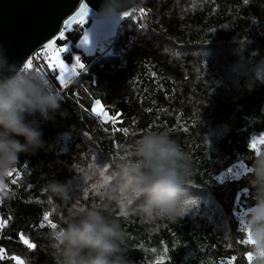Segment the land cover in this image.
<instances>
[{
  "label": "trees",
  "instance_id": "1",
  "mask_svg": "<svg viewBox=\"0 0 264 264\" xmlns=\"http://www.w3.org/2000/svg\"><path fill=\"white\" fill-rule=\"evenodd\" d=\"M88 24L82 18L56 40V46L69 47L63 59L71 61L76 53L84 65L65 84L42 58L32 55L22 69L42 73L63 99L47 119L29 117L37 122L44 146L20 153L0 181L5 190L0 264H56L50 234L68 208L111 197L91 193L76 201L69 194L65 202L45 185H64L74 164H84L85 154L88 162L90 152L110 164L117 156L130 159L134 141L146 131H166L189 153L187 190L211 196L219 210L212 219L183 215L149 223L131 207L123 211L117 201L122 210L113 211L127 235L128 264H264V252L253 250L251 235L242 231L255 203L249 168L254 155L264 151V77L217 85L211 78L222 76L221 64L204 55L208 48L238 44L243 54L264 64V0H142L117 38L99 43L94 56L75 48ZM239 163L244 170L229 173ZM51 198L55 210L49 209Z\"/></svg>",
  "mask_w": 264,
  "mask_h": 264
},
{
  "label": "clouds",
  "instance_id": "2",
  "mask_svg": "<svg viewBox=\"0 0 264 264\" xmlns=\"http://www.w3.org/2000/svg\"><path fill=\"white\" fill-rule=\"evenodd\" d=\"M118 16L132 6V0H117ZM62 96L42 73L22 71L0 46V181L18 163L20 153H34L44 146L34 117L47 119L60 106ZM23 138L21 141L19 138ZM131 158L120 163L119 183L110 202L69 207L62 225L52 232L56 264H128L126 232L113 208L126 194L123 211L135 209L149 223L174 220L186 213L192 197L186 182L191 175V157L166 132L146 131L134 141ZM249 185L254 189V205L244 217L253 250L264 252V151L254 155L249 168ZM53 195H63L64 185H45ZM258 264V262H257Z\"/></svg>",
  "mask_w": 264,
  "mask_h": 264
},
{
  "label": "water",
  "instance_id": "3",
  "mask_svg": "<svg viewBox=\"0 0 264 264\" xmlns=\"http://www.w3.org/2000/svg\"><path fill=\"white\" fill-rule=\"evenodd\" d=\"M141 2L132 0V6L116 16L110 13L120 7L117 0H100L97 7L89 0H0V46L22 70L34 51L48 40H57L59 33L65 29L64 21L75 16L84 4L85 16H77L68 26L82 18L89 19L75 48L85 56H94L99 43L117 38L123 24ZM124 12L128 13L126 17ZM85 33L88 34V41L81 44Z\"/></svg>",
  "mask_w": 264,
  "mask_h": 264
},
{
  "label": "rangeland",
  "instance_id": "4",
  "mask_svg": "<svg viewBox=\"0 0 264 264\" xmlns=\"http://www.w3.org/2000/svg\"><path fill=\"white\" fill-rule=\"evenodd\" d=\"M69 27V26H68ZM112 41V40H111ZM56 41L54 42V44ZM65 44H62L61 47ZM99 44V48H100ZM241 46L238 44L235 47L232 45L223 46L220 48L205 49L204 55L208 56L209 59H214L215 63H220L222 67V76L219 77L221 72L215 74L211 80L216 82V84H220L221 82H225L226 80L237 81L238 78H243L244 80L251 81L256 80L258 78L264 77V64L259 63L256 64L255 59L249 58L247 55L241 52ZM212 50V52H211ZM210 53V54H209ZM76 53H73V57L76 56ZM62 58V57H61ZM63 59V58H62ZM66 64L71 67L75 61L72 59L71 61H67L63 59ZM214 63V64H215ZM213 64V65H214ZM77 68L75 72H73L70 76L66 77L65 83L73 77L77 73ZM204 70L207 72L208 70V62L203 65ZM261 69V70H259ZM58 76L60 75L59 70ZM203 71V70H202ZM201 71V72H202ZM202 73H200L199 76ZM239 76V77H238ZM220 78V80H219ZM60 82V81H59ZM98 104L95 103V106ZM89 161L86 162V154L84 155V164L76 163L73 168V175L71 178L66 181L64 184V193L63 195H58L57 200H62L68 202V198L66 196H70V198L78 201L79 199L87 196L88 194L94 193L99 196H108L113 197L116 194L117 186L119 183V163H116V160L120 158V161H124L126 158H122L124 156L115 157L116 160L110 164V162L106 158H101L100 156H95V154L90 152ZM117 165V166H116ZM85 166V167H83ZM116 166V167H115ZM244 167L239 163L234 165L229 173H237L239 171H243ZM188 188L194 187L193 185L188 184ZM1 192H5L4 187L1 186L0 183V197ZM189 195L192 197L189 199L186 205V213L184 215L193 218L199 215L201 218H204L206 215L209 219L215 218L217 216V210L219 207L213 201L211 196L204 194H194L192 191H188ZM70 194V195H69ZM121 199L120 204L123 209L127 207V205H131L132 201L127 200V205L125 204L126 194L123 193V190L120 191ZM51 198L48 202L49 209L55 210L56 203ZM118 201V202H119ZM51 206V207H50ZM131 207V206H130ZM50 209V210H51ZM134 209V208H133ZM2 223L0 216V224ZM226 226L225 224L223 225Z\"/></svg>",
  "mask_w": 264,
  "mask_h": 264
},
{
  "label": "snow or ice",
  "instance_id": "5",
  "mask_svg": "<svg viewBox=\"0 0 264 264\" xmlns=\"http://www.w3.org/2000/svg\"><path fill=\"white\" fill-rule=\"evenodd\" d=\"M100 0H89L90 4H93L95 7L99 5ZM86 14V6L84 4H81L79 11L75 14V16L69 17L67 20L64 21V27L67 28L69 23L76 19L77 16L84 17ZM128 13L124 12L123 16H127ZM59 38L61 40L64 39V31H61L59 33ZM88 41V34L85 33L83 39L80 41L81 44H86ZM69 52V47L67 44L61 47H56L54 42L52 40H48L46 43H44L38 50L34 51L33 56L36 59L42 58L43 60L47 61L48 67L52 70H59L60 75L56 77L60 81V83L63 85L65 84L66 77L70 76L73 72H75L76 67L79 66L80 69H83L84 65L81 63V59L79 56H74L72 59L75 61L74 64L69 67L68 64L65 63V61L61 58L62 53ZM32 64V60H29L28 63L25 65L26 68H30ZM99 104V101L96 102ZM93 111L95 112L96 109L94 108ZM99 116L103 117L105 114L101 111L97 113ZM261 143L264 144V140H261ZM253 147H255V144H253ZM45 220L48 219L47 215L44 217ZM53 228H55V224L52 225ZM242 231L246 234V237L250 235L249 232H247L244 227L242 226ZM246 243H250L248 239L245 241ZM27 243V241H25ZM31 247V245H29ZM250 259V257H249Z\"/></svg>",
  "mask_w": 264,
  "mask_h": 264
},
{
  "label": "bare ground",
  "instance_id": "6",
  "mask_svg": "<svg viewBox=\"0 0 264 264\" xmlns=\"http://www.w3.org/2000/svg\"><path fill=\"white\" fill-rule=\"evenodd\" d=\"M67 54V53H66ZM70 58V57H69ZM225 183V182H224Z\"/></svg>",
  "mask_w": 264,
  "mask_h": 264
}]
</instances>
